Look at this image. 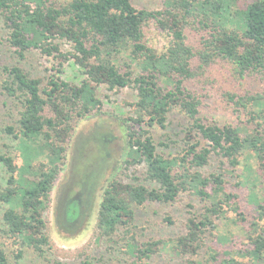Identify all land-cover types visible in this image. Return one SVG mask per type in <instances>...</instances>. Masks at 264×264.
<instances>
[{"label":"trees","instance_id":"obj_1","mask_svg":"<svg viewBox=\"0 0 264 264\" xmlns=\"http://www.w3.org/2000/svg\"><path fill=\"white\" fill-rule=\"evenodd\" d=\"M229 4V0H170L163 9L148 10L136 8L131 0H0L7 42L20 60L32 51L59 59L49 69L46 83L19 63L4 67L3 90L18 100L21 109L18 125L3 130L18 140L23 160L18 166L12 156L0 155L9 173L6 185L0 187L5 236L47 255L52 244L44 213L64 169L75 122L102 110L103 87H130L137 91L134 112L120 116L127 152L104 187L96 231L109 239L119 228H126L128 234L136 206L147 201L174 203L182 193L197 188L210 204L192 213L185 232L170 240L173 251L184 258L199 255L207 237L218 229L217 220L232 211L249 224L246 235L251 249L245 254L249 259L229 256L221 264H264V196L260 194L264 189V0L236 10L238 18L232 24ZM150 22L170 37L164 51L145 41ZM191 27L207 34L198 46L190 39ZM216 59L231 63L240 78L257 74L262 79L260 90L227 93L237 118L244 116L248 124H219L202 115L208 93L201 75ZM66 61L79 66L77 83L62 77ZM176 112L189 124L183 138L158 143L154 129L169 128ZM214 155L222 170L205 176L199 169ZM132 167L143 172L129 173ZM231 181L248 191L247 201L255 210L252 219L243 210L239 193L227 188ZM65 211L67 224L83 214L78 200ZM126 240L128 251L140 260L160 249L161 241L138 242L134 236ZM217 258L213 252L211 260ZM0 264H10L4 247H0ZM56 264L66 263L57 259Z\"/></svg>","mask_w":264,"mask_h":264},{"label":"rangeland","instance_id":"obj_2","mask_svg":"<svg viewBox=\"0 0 264 264\" xmlns=\"http://www.w3.org/2000/svg\"><path fill=\"white\" fill-rule=\"evenodd\" d=\"M169 1L131 0L136 8L148 10L163 9ZM254 1L229 0V23L237 20L236 10L246 9ZM7 34L8 30L0 17V155L12 156L15 163L21 166L23 160L17 148L19 142L3 130L8 125H18L21 109L18 100L10 98L3 90L7 77L4 67L19 63L33 76L42 78L46 83L47 75L52 72L49 69H52L59 59L46 56L40 51H32L20 60L15 49L7 42ZM189 36L196 46L207 38L204 30L194 27L190 28ZM169 39L168 34L162 31L157 23L150 22L147 25L145 41L148 45L164 51ZM64 48L67 50L69 44L65 43ZM64 67L66 72L62 77L77 83L79 66L75 67L66 61ZM201 79L205 85L204 90L208 93L202 106L204 118L219 124H248L244 116L237 118L238 113H235L226 99L227 93L260 90L263 85L259 75L252 74L240 78L234 73L231 63L216 59L205 74L201 75ZM100 93L104 101L102 110L75 122L64 169L53 188L49 208L44 213L48 220L52 244V249L48 250L46 256L39 255L34 248L22 243L21 239L5 236L1 223L4 207L0 204V247H4L9 254L10 264H56L57 259L66 264H84V261L85 264H189V259L197 261L196 264H221L229 256H236L239 260L249 259L245 257L246 251L251 249L250 240L246 235L249 224L242 223L232 211L225 218L217 220L218 229L207 237L206 245L199 255L184 258L173 251V243L170 240L184 233L191 214L203 211L210 202L200 196L197 188L182 193L174 203L147 201L136 206L135 220L128 229V234L126 228H119L112 239H109L96 231L104 187L119 171L127 152V136L120 116L134 112L137 91L130 87L114 90L103 87ZM188 127L187 119L176 112L171 117L169 128H155L153 133L158 143L168 142L169 139H182L183 130ZM221 168L220 159L214 155L210 163L199 171L209 176L221 171ZM136 172L140 175L143 169L132 167L129 171L132 174ZM8 175L7 168L0 161V187L6 185ZM227 188L239 193L243 210L252 219L255 210L247 201L248 191L235 187L232 181L227 184ZM209 189L212 190L211 187ZM260 194L264 196V189ZM76 200L82 203L83 214L76 222L67 225L64 219L65 210ZM132 236L138 242L161 241L160 249L151 258L140 260L130 253L126 246V239ZM213 252L218 257L217 261L211 260Z\"/></svg>","mask_w":264,"mask_h":264},{"label":"flooded vegetation","instance_id":"obj_3","mask_svg":"<svg viewBox=\"0 0 264 264\" xmlns=\"http://www.w3.org/2000/svg\"><path fill=\"white\" fill-rule=\"evenodd\" d=\"M77 194H78V193H77ZM79 203H80V206H82V203H81V202H79ZM76 220H77V219H75V221H74V222H76ZM65 221H66V220H65ZM66 222H67V221H66ZM71 222H73V221H71ZM71 222H69V224H67V225H70V224H71ZM74 222H73V223H74ZM73 223H72V224H73Z\"/></svg>","mask_w":264,"mask_h":264}]
</instances>
